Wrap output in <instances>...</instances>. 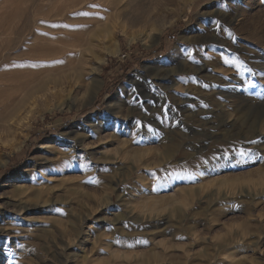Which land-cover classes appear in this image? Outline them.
<instances>
[{
    "label": "rangeland",
    "instance_id": "374dc122",
    "mask_svg": "<svg viewBox=\"0 0 264 264\" xmlns=\"http://www.w3.org/2000/svg\"><path fill=\"white\" fill-rule=\"evenodd\" d=\"M193 2L0 0V264H264V160L222 158L264 156V78L221 59L264 70V0Z\"/></svg>",
    "mask_w": 264,
    "mask_h": 264
},
{
    "label": "snow or ice",
    "instance_id": "6c2138e0",
    "mask_svg": "<svg viewBox=\"0 0 264 264\" xmlns=\"http://www.w3.org/2000/svg\"><path fill=\"white\" fill-rule=\"evenodd\" d=\"M209 2L211 3L212 0H209ZM221 8H223L224 6L222 4L219 5ZM89 7L91 8H99L101 7L100 5H96V4H93V5H89ZM75 15H80V16H92V15H99V13H96V12H78V13H75ZM45 21H40V23H44ZM52 27H66V28H82V27H86V25H52ZM215 27L218 28V29H221L222 31L226 32L228 34V36L231 38V40L233 42H235V40L237 39L235 34L226 26L222 25L220 23L219 20L215 21ZM46 35V33H45ZM208 59H211V57H207ZM188 59L189 60H192L193 57L191 55V52L188 53ZM221 59L223 60V63L224 64H227V65H233L235 66L236 68H239V67H244V70L249 74L248 78L246 80H243L241 82H239L237 85H234V87H240V88H243V89H253L255 84L259 82V80L257 78H264V70H260V69H255V68H252L250 66H245V61L242 60L238 55L236 54H233V58L232 59H229L228 57L226 56H222ZM55 63H63V61H55ZM196 63H199V61H196ZM13 67L17 66L15 64L12 65ZM22 66V65H20ZM33 67H35V65H32ZM236 76H239L240 73H234ZM183 79V78H182ZM189 79H193L194 82H199L197 79L195 78H192L190 77ZM209 85L208 84H204L203 87H208ZM261 88H264V84H261L260 85ZM186 95V94H185ZM204 107H208V105H204ZM142 125H141V121L140 120H137L134 124V127L135 128H140ZM175 126V125H173ZM146 127H148V129L150 131H154L151 127V125H146ZM133 142H136L135 140V134L133 135ZM248 144H256L257 141L256 140H250V141H247ZM230 155H236L238 156L241 160H256V159H260V160H264V156H261V153L259 151H254L252 148L250 147H240L239 149H236L235 147H231L227 150H225L223 153H222V158L223 159H228V157ZM213 159H216V157L214 156ZM204 164H207L208 161L207 160H204L203 161ZM65 164L67 165V162H65ZM199 167V166H198ZM104 171H107V169H104ZM150 174H152V178H153V185H152V189L153 191H156L158 189V187H161L162 185H160V177L157 176L155 174V171L152 170V169H149L147 170ZM174 175H178V174H174L172 172H169L167 173L166 177H165V182H167V180L169 178H172ZM196 175H205V172L203 171H200L198 173H196ZM187 179H192V174H189L187 176ZM82 182H85V183H89V184H93V185H98V184H101L102 181L96 179V178H88L86 181H82ZM235 207H240L239 205H236ZM54 212L56 213H59V214H64V211L62 208L60 207H56L54 209ZM4 239L7 240L8 237L7 236H4ZM105 239H108V238H105ZM178 239H183V237H178ZM117 244L120 243L119 240L116 241ZM138 243H143V244H147V241H138ZM16 247L18 248H24V245L23 244H19V243H16L15 245ZM128 247H132L131 244L127 245ZM34 251V249L32 250ZM100 252H103L104 250L103 249H99Z\"/></svg>",
    "mask_w": 264,
    "mask_h": 264
},
{
    "label": "bare ground",
    "instance_id": "6f19581e",
    "mask_svg": "<svg viewBox=\"0 0 264 264\" xmlns=\"http://www.w3.org/2000/svg\"><path fill=\"white\" fill-rule=\"evenodd\" d=\"M194 0H190V2H193ZM113 3L115 4V1H113ZM194 3V2H193ZM189 9H190V7H189ZM208 9V6L207 7H205V9L203 10V11H201L198 15H197V17L198 18H203V22H204V24L203 25H201L199 28H198V32H197V34H196V36L193 38V40H192V42H194V43H196V44H199V45H204V44H206L207 42H208V38L209 37H211L209 34H208V17H210L212 14L211 13H213L212 11H208L207 10ZM220 9V8H219ZM60 13V12H59ZM215 13V12H214ZM217 14H214V16L215 15H217V16H223V14H221L220 12H216ZM22 16V15H21ZM61 16V15H60ZM17 17V16H16ZM20 17V16H19ZM37 17V16H36ZM197 18V19H198ZM59 19V18H58ZM218 19V18H217ZM214 20V19H213ZM216 21V20H215ZM173 21H167V22H165L164 23V25H168V24H170V23H172ZM7 23H9V22H7ZM213 25H214V23H212ZM12 26V25H11ZM1 27V26H0ZM13 27V26H12ZM216 29V28H215ZM214 29V30H215ZM218 29V28H217ZM216 31V30H215ZM10 33V29L8 28V29H5V30H3L2 31V35H4V36H7L8 34ZM63 33V32H62ZM213 33V32H212ZM218 35V34H217ZM214 36V35H213ZM210 41V40H209ZM223 41V40H222ZM221 41V42H222ZM219 42V41H218ZM209 43V42H208ZM224 44V43H223ZM225 45V44H224ZM226 45H228V44H226ZM207 46V45H206ZM200 47V46H199ZM229 47V46H228ZM190 48V47H189ZM227 48V47H226ZM200 49V48H199ZM176 51V50H175ZM196 51V50H195ZM194 51V52H195ZM205 51V50H204ZM232 51H234V50H232ZM36 52V51H35ZM44 52V51H43ZM53 52V51H52ZM191 52V51H190ZM37 53H40V52H37ZM30 54V52L28 53V57H30V58H35L36 56H39V57H41V56H45L46 55V53H42V54ZM48 53V52H47ZM55 53V52H54ZM53 53V54H54ZM202 53V52H201ZM205 53V52H204ZM29 54H30V56H29ZM49 55H51L52 53H51V51H50V53H48ZM52 54V55H53ZM195 55H196V53H195ZM211 55V54H210ZM187 56V55H186ZM216 56V55H215ZM201 57H203V61L202 62H200V63H202L201 65H202V68H201V72H204V73H208V55H206V54H201ZM200 57V58H201ZM52 60V59H51ZM186 60V59H185ZM188 60V59H187ZM197 61V60H196ZM55 62V61H54ZM188 62V61H187ZM213 62V63H212ZM27 63V62H26ZM211 63H212V65L211 66H214L213 64L215 63L214 61H212L211 60ZM181 64V63H180ZM201 65H200V67H201ZM186 66H188V65H186ZM199 68V67H198ZM197 68V69H198ZM186 69V68H185ZM196 69V70H197ZM210 69H212V68H210L209 67V70ZM196 70L195 69H193V68H188V71L189 72H191L190 74H192V73H194V72H196ZM186 72V71H185ZM188 73V72H187ZM197 73V72H196ZM200 73V72H199ZM189 74V75H190ZM206 76V75H205ZM172 78V77H171ZM198 78V77H197ZM203 80H204V78H203ZM206 81V80H205ZM174 84H176V82H173L172 83V85H174ZM203 84V83H202ZM200 85V84H199ZM179 86V85H178ZM188 86V85H187ZM202 86V85H201ZM170 87V86H169ZM180 87V86H179ZM207 88V87H206ZM96 89V88H95ZM190 92V91H189ZM94 93H95V91L93 90L92 91V98H93V96H94ZM192 94V93H191ZM191 106V105H190ZM162 107H164V106H162ZM170 109V108H169ZM172 110V109H171ZM117 112H119V110L117 109L116 110V113ZM111 113V112H110ZM118 117V116H117ZM109 118V122L108 123H110V124H112V127H113V129H115L116 130V128H117V122H118V120L114 117V116H109L108 117ZM120 123V122H119ZM186 123V122H185ZM189 124V123H188ZM172 127V126H171ZM171 131H172V128L170 129ZM174 131V130H173ZM133 134V133H132ZM172 137V136H171ZM141 138V137H140ZM170 138V137H169ZM140 140V139H139ZM80 143V142H79ZM144 144V143H143ZM83 148V146H81V149ZM142 152L143 153H145L144 151H141V150H135L134 152H133V156L134 157H136V158H140L141 157V155H142ZM103 154V153H102ZM206 167V166H205ZM206 170V169H205ZM207 170H209V169H207ZM24 188H21V187H16V193H18V194H22V193H24ZM20 208H19V211H21L22 209H23V207H27L26 205H24L22 202H20ZM2 231H7V229L6 228H2ZM7 233H9V232H7ZM5 236V235H4ZM1 261V260H0Z\"/></svg>",
    "mask_w": 264,
    "mask_h": 264
},
{
    "label": "trees",
    "instance_id": "16d2710c",
    "mask_svg": "<svg viewBox=\"0 0 264 264\" xmlns=\"http://www.w3.org/2000/svg\"><path fill=\"white\" fill-rule=\"evenodd\" d=\"M128 70H129V67L125 68L123 70V73L121 74V77L124 76L127 73ZM120 81H121V79L119 81L116 80L114 86H116Z\"/></svg>",
    "mask_w": 264,
    "mask_h": 264
}]
</instances>
